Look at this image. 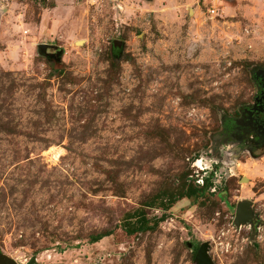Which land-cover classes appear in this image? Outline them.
Wrapping results in <instances>:
<instances>
[{"label": "rangeland", "instance_id": "374dc122", "mask_svg": "<svg viewBox=\"0 0 264 264\" xmlns=\"http://www.w3.org/2000/svg\"><path fill=\"white\" fill-rule=\"evenodd\" d=\"M258 70L264 0H0V254L196 264L207 242L213 264H264V148L224 134ZM242 200L256 225L235 226Z\"/></svg>", "mask_w": 264, "mask_h": 264}, {"label": "flooded vegetation", "instance_id": "af4514ba", "mask_svg": "<svg viewBox=\"0 0 264 264\" xmlns=\"http://www.w3.org/2000/svg\"><path fill=\"white\" fill-rule=\"evenodd\" d=\"M50 51L53 53V50ZM51 56L55 57V55ZM256 83L258 90L254 96L253 104L243 108L238 118L241 124L236 125L232 122L231 128H228L227 125L224 129V134L229 136V140L230 136L234 135L242 138L240 140L249 143L247 148L251 149L253 153L264 148V85L259 79L256 80Z\"/></svg>", "mask_w": 264, "mask_h": 264}, {"label": "water", "instance_id": "95a60500", "mask_svg": "<svg viewBox=\"0 0 264 264\" xmlns=\"http://www.w3.org/2000/svg\"><path fill=\"white\" fill-rule=\"evenodd\" d=\"M114 47H118L121 45L117 41L114 42ZM39 50L42 52H46L47 49H57L56 45L42 43L38 46ZM255 79L260 80V82L264 85V70H258L255 73ZM236 125H240V119H236ZM258 215L253 213L252 210V202L248 200L238 201L235 207V214H234V223L236 227L244 225L246 223L250 224H257L259 223ZM191 246V245H190ZM208 246L207 242L201 243L196 251L195 254V261L196 264H213L211 258L208 255ZM0 264H18L12 258L6 256L5 254H0Z\"/></svg>", "mask_w": 264, "mask_h": 264}, {"label": "trees", "instance_id": "16d2710c", "mask_svg": "<svg viewBox=\"0 0 264 264\" xmlns=\"http://www.w3.org/2000/svg\"><path fill=\"white\" fill-rule=\"evenodd\" d=\"M212 181H213L212 180V172L210 173L209 176L207 175L205 177H202V184L197 183L196 180L194 179L195 185L193 187L191 186V187L184 188V186H183L180 188V190L178 192H172L171 194L167 195V201H169V203L165 207L170 206L176 200H178L182 197H192L193 195H204L205 192L211 188ZM140 218H142V219H140L139 221L129 223L128 225L124 226L125 231L128 234H133V233H136L139 231H143L145 229V223L146 222H145L144 216L141 215ZM110 234H111V231H109V230L99 232V233H95V234L91 235L90 241L91 242H97L101 238H103L104 236H108ZM195 250H197V248Z\"/></svg>", "mask_w": 264, "mask_h": 264}, {"label": "built area", "instance_id": "2783aa9c", "mask_svg": "<svg viewBox=\"0 0 264 264\" xmlns=\"http://www.w3.org/2000/svg\"><path fill=\"white\" fill-rule=\"evenodd\" d=\"M199 168H201V166L199 165ZM202 169V168H201ZM200 182V183H199ZM199 184H202V179H199L198 181Z\"/></svg>", "mask_w": 264, "mask_h": 264}]
</instances>
